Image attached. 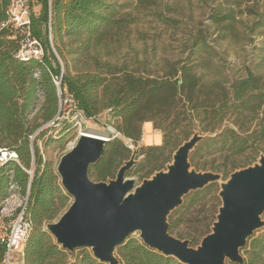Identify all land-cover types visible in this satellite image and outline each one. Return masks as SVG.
<instances>
[{"label": "trees", "instance_id": "1", "mask_svg": "<svg viewBox=\"0 0 264 264\" xmlns=\"http://www.w3.org/2000/svg\"><path fill=\"white\" fill-rule=\"evenodd\" d=\"M158 2L159 0H138L136 6L142 8ZM9 3L10 0H0V23L8 19ZM34 3L41 6L38 13L33 11ZM31 4V30L41 40L44 48L40 58L17 57L21 35L11 25L0 28V148L17 154L16 159L8 158L0 162V264H5L7 253L2 241L4 225L11 223L22 210V207L17 206L7 214L2 213V208L7 199L22 192L24 194L21 199L26 200L24 214L31 222L22 250L24 264H108L96 258L90 248L80 247L70 251L62 247L43 228L45 223L54 219L68 205L71 196L63 188L54 164L44 159L40 151L38 141L48 130L40 129L41 125L61 115L62 103L67 96L72 98L76 108L82 110L88 118L97 117L109 110V123L115 126L117 133L131 139L134 145L141 139L143 124L153 121L154 127L163 132L162 144L147 147L150 156H155L151 162L156 166V160L166 151L174 153V149L180 144L181 134L185 137L189 135L186 125H182L184 119H181V115H185L187 120L209 113L204 101H200V95L213 85L202 81L194 56L202 51L212 55L215 51L201 32L191 43V55L176 62L166 61L161 75L150 76L129 71L121 75H109L91 69L78 70L73 74L63 49L66 45L64 39L85 36V44H99L108 35L119 32L135 21L132 13L125 11L128 2L31 0ZM213 18L219 28L226 31V35L238 33L233 11L217 14ZM260 26L264 27V11L259 13L256 27ZM77 52L79 51L74 47H70L68 51L71 57ZM105 65L111 66L109 62ZM61 73L59 88L54 77ZM263 83V79L248 68L247 76L234 81L222 98L214 97L213 106H218L213 107L212 120L204 131L214 132L219 129L227 113L224 107L230 100L239 101V107L256 112L257 116L264 104ZM211 93L209 91V95ZM251 104L257 106L253 108ZM200 108L202 111H198ZM62 122L69 126L67 119ZM258 132L263 140L264 120L260 130H255L252 134L243 136L231 128L206 137L204 142L211 147L218 144L220 150H243L250 138ZM113 135L110 134L101 159L90 167V173L98 176L97 181L106 179L113 164L131 152L126 143ZM156 153L159 155L156 156ZM196 153L193 151L191 158ZM32 162L36 164L34 168ZM224 178L227 179L226 173ZM208 185L184 196L183 203L177 210H189L191 196L201 193ZM178 222L177 218L169 219L171 233ZM189 240L192 246L194 243L198 245L195 240ZM242 253L245 256L244 264H264V233L252 235L242 248ZM116 254L120 264H186L174 256L149 247L136 236H130L117 248ZM227 264L239 263L228 261Z\"/></svg>", "mask_w": 264, "mask_h": 264}, {"label": "rangeland", "instance_id": "2", "mask_svg": "<svg viewBox=\"0 0 264 264\" xmlns=\"http://www.w3.org/2000/svg\"><path fill=\"white\" fill-rule=\"evenodd\" d=\"M117 1L128 2L125 11L132 13L135 20L133 23L119 32L108 35L99 44L95 42L90 45L85 44V36L64 39L66 45L63 49L73 74H76L78 70L91 69L109 75H121L125 71L150 76L161 75L166 61L176 62L191 55V43L194 37L202 32V35L206 36L207 43L215 51L212 55L202 51L194 56V61L198 62L197 72L202 76V81L213 85L210 90L200 95V101H204L209 113L197 115L193 119L187 118V120L185 115H181V119H184L182 125H186L185 129L189 135L185 137L181 134L180 144L196 132L210 137L219 131L233 128L245 136L260 130L264 120V104L256 116V112L243 110L238 106L239 101L233 100L228 101L224 107L227 113L219 129L210 132L204 131V128L208 127L212 120L213 107L218 106V104L213 106L214 97L222 98L234 81L247 76L248 68L264 81V27H256L259 13L264 11V0H159L158 4L142 8H137L138 0ZM40 8L39 3L33 4V11L36 13ZM232 11L238 33L226 35V31L220 29L214 22L213 16ZM70 47L77 48L79 51L74 57L69 56ZM61 62L65 70L62 59ZM107 62L111 66H106ZM262 85L264 86V83ZM209 91H212L210 95ZM251 106L254 108L257 104H251ZM180 108L181 105L178 106V109ZM198 111H202V108ZM108 115L109 110H105L97 117L88 118L82 110L76 108L75 102L63 101L61 115L40 127V129H48L38 141L44 159L50 160L57 167L61 156L70 149L72 146L70 144L75 143L82 131L88 128L106 131L110 127L115 128L109 123ZM63 119L68 120L69 126H65ZM56 120L58 121L55 122ZM112 121L118 120L112 119ZM65 127L67 128L64 129ZM117 137L125 143L126 137L121 134ZM204 140H201L193 150L197 152L194 158H191L193 151L191 152V164L197 171H219L223 175V180H225V173L228 178L233 171L258 162L260 155L264 153V139L261 140L259 132L250 138L243 150L237 148L220 150L218 144L211 147ZM162 142V130L155 128L153 121L145 122L142 126L141 139L135 145L140 147L138 163L127 172V176L135 178L136 185L145 178L151 177L154 172L166 169L167 164L173 160L174 153L166 151L156 160V166L152 164L151 161L155 159V156H150L147 147L160 145ZM131 154L132 150L123 159L117 160L111 167L109 176L103 180L114 178L120 165L129 159ZM32 166L34 168L36 164L32 162ZM90 177L95 181L99 179L97 175L91 173ZM221 181L212 182L204 191L191 196L192 204L189 210L176 208L169 214L168 221L172 218L179 220L177 226L172 229L175 236L189 238L199 244L211 231L222 204L219 195ZM16 194L9 201V209L19 205L24 193ZM71 201L72 197L68 205L51 221L57 219ZM262 219L264 220V214ZM262 233H264V226L255 232L257 235ZM136 237L139 238V236ZM193 246H196L195 243ZM16 254L13 253L14 260Z\"/></svg>", "mask_w": 264, "mask_h": 264}, {"label": "water", "instance_id": "3", "mask_svg": "<svg viewBox=\"0 0 264 264\" xmlns=\"http://www.w3.org/2000/svg\"><path fill=\"white\" fill-rule=\"evenodd\" d=\"M118 135L116 132L113 137ZM206 137L199 132L191 135L176 149L166 169L136 185L127 172L138 163L140 147H130L131 157L114 178L95 181L90 167L101 159L109 138L81 132L56 167L72 201L43 228L62 247L70 251L90 248L96 258L108 264H120L116 250L130 236H139L149 247L186 264H244L242 248L264 226V153L258 162L223 180L222 173L197 171L191 164V152ZM219 180L222 204L211 231L196 246L172 234L168 216L183 203L184 196Z\"/></svg>", "mask_w": 264, "mask_h": 264}, {"label": "built area", "instance_id": "4", "mask_svg": "<svg viewBox=\"0 0 264 264\" xmlns=\"http://www.w3.org/2000/svg\"><path fill=\"white\" fill-rule=\"evenodd\" d=\"M8 19L0 23V28L11 25L17 29L21 35L20 48L17 53V57L26 59L31 56L40 58L43 55L44 48L41 40L36 38L31 30L32 20V4L31 0H10L8 9ZM62 79V73L59 76L54 77L55 83L60 87ZM64 101L67 103L72 101L70 96H67ZM125 143L131 147L133 144L132 140L126 138ZM8 158H17L15 152H9L6 149L0 148V162L6 161ZM32 173V171H28ZM10 199H7L2 208V213L10 214L15 208H10ZM22 207L21 212L18 216L9 224L4 225V233L2 241L6 245L7 253L5 258V264H9L13 257V253H22L24 242L26 241L27 235L31 228V222L25 217L26 200L22 199L19 203Z\"/></svg>", "mask_w": 264, "mask_h": 264}, {"label": "bare ground", "instance_id": "5", "mask_svg": "<svg viewBox=\"0 0 264 264\" xmlns=\"http://www.w3.org/2000/svg\"><path fill=\"white\" fill-rule=\"evenodd\" d=\"M107 131L109 132V134H106L105 132H96V131H91V130H84L82 132L87 133L93 137H101V138H110V134H115L117 132L115 128H111V127L108 128ZM73 144L74 143H71L70 146Z\"/></svg>", "mask_w": 264, "mask_h": 264}, {"label": "crops", "instance_id": "6", "mask_svg": "<svg viewBox=\"0 0 264 264\" xmlns=\"http://www.w3.org/2000/svg\"><path fill=\"white\" fill-rule=\"evenodd\" d=\"M12 259L9 262V264H24V259H23V254L22 253H17L15 260L13 259L14 261Z\"/></svg>", "mask_w": 264, "mask_h": 264}]
</instances>
